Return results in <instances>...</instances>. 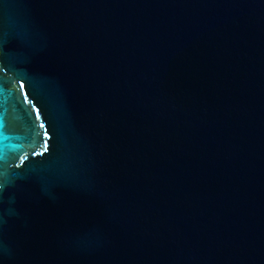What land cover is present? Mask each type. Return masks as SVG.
Masks as SVG:
<instances>
[{
    "label": "water",
    "instance_id": "obj_1",
    "mask_svg": "<svg viewBox=\"0 0 264 264\" xmlns=\"http://www.w3.org/2000/svg\"><path fill=\"white\" fill-rule=\"evenodd\" d=\"M0 264H264V0H0Z\"/></svg>",
    "mask_w": 264,
    "mask_h": 264
}]
</instances>
